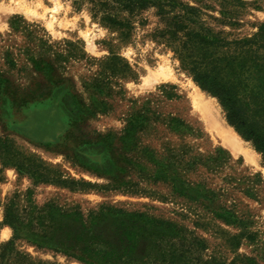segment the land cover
Masks as SVG:
<instances>
[{
  "label": "rangeland",
  "instance_id": "rangeland-1",
  "mask_svg": "<svg viewBox=\"0 0 264 264\" xmlns=\"http://www.w3.org/2000/svg\"><path fill=\"white\" fill-rule=\"evenodd\" d=\"M181 1L227 10L238 24L217 28L229 39L264 23V0ZM97 10L90 0H0V76L33 97L24 108L0 102V135L80 182L38 183L0 159V252L13 240L41 264H264L263 155L183 68L154 8L124 15L126 26ZM58 80L81 98V117L69 85L47 96ZM14 197L18 235L4 222Z\"/></svg>",
  "mask_w": 264,
  "mask_h": 264
},
{
  "label": "trees",
  "instance_id": "trees-1",
  "mask_svg": "<svg viewBox=\"0 0 264 264\" xmlns=\"http://www.w3.org/2000/svg\"><path fill=\"white\" fill-rule=\"evenodd\" d=\"M103 13L102 20L113 26H126L124 15H133L136 12L154 8L165 28L160 36L174 47V51L181 59L183 68L192 76L197 85L205 92L216 97L226 112L228 122L247 141H251L255 149L264 158V23L250 37L229 39L224 29L219 25H237L238 22L228 15L227 10L221 9V17L214 16L209 10L214 6L203 3L191 5L181 0H90ZM201 1V0H200ZM204 1V0H203ZM225 3L227 0H224ZM242 5V0H233ZM222 3V6L225 5ZM212 19L214 21H212ZM215 22V25L213 24ZM226 48L220 53L212 54L211 49ZM234 49V50H233ZM117 57H112L115 60ZM129 66L123 64V68ZM261 77V84L251 89L250 104L246 103L244 90L249 86L252 69ZM58 80L49 86L47 94L50 97L55 88L69 85L75 99L74 107L83 115L82 100L72 85ZM46 96V97H47ZM7 100L12 106L24 108L33 102L32 96L21 95L16 92L8 77L0 76V102ZM85 109V107H84ZM80 119V118H78ZM78 119L71 120L74 125ZM110 158L115 166L117 161L114 150L107 143ZM0 159L3 167L16 168L19 175L29 174L38 183H56L74 189L79 181L66 178L57 168L43 165L35 156L20 150L8 137L0 135ZM3 169L0 168V174ZM1 180V179H0ZM83 185L92 186L83 182ZM110 189H119L137 194L141 189L122 187L117 183L108 186ZM1 203V200H0ZM15 197L6 204L4 222L11 224L18 235L20 217L17 214ZM227 220V219H226ZM251 238V237H249ZM14 241L2 244L0 264H41L36 263L23 252L16 251ZM239 244V242H235ZM76 256V255H73ZM83 259V258H82ZM85 260V259H83ZM87 262V260H85ZM94 264V263H89ZM217 264H227L219 261ZM229 264H234L233 261Z\"/></svg>",
  "mask_w": 264,
  "mask_h": 264
},
{
  "label": "bare ground",
  "instance_id": "bare-ground-1",
  "mask_svg": "<svg viewBox=\"0 0 264 264\" xmlns=\"http://www.w3.org/2000/svg\"><path fill=\"white\" fill-rule=\"evenodd\" d=\"M199 89V88H198ZM200 90V89H199ZM201 91V90H200ZM206 97V96H205ZM224 137L225 138H228V139H230V140H232L233 142H234V144L235 145H238V144H241V142H242V138L238 135V134H236L235 132L233 133V132H231V131H225V134H224ZM251 153V152H250Z\"/></svg>",
  "mask_w": 264,
  "mask_h": 264
}]
</instances>
